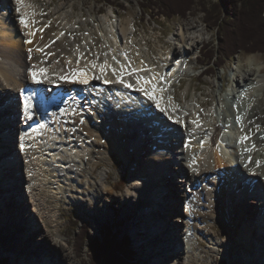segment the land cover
Listing matches in <instances>:
<instances>
[{
	"label": "bare ground",
	"instance_id": "obj_1",
	"mask_svg": "<svg viewBox=\"0 0 264 264\" xmlns=\"http://www.w3.org/2000/svg\"><path fill=\"white\" fill-rule=\"evenodd\" d=\"M42 1L38 4V0H23L18 5L16 0H0V120L5 121L0 126V151H5L0 154V240L10 247H1L0 251H11V262L15 260L11 264H74L73 253L61 230L60 219L65 217L62 207L76 206L82 212L102 219L100 210L105 209L111 216L108 206L117 200V208L124 209L122 218L125 220L126 214L125 221L134 218L132 230L127 231L137 239L138 233L141 235V256L136 257L139 264H144L140 259L144 261L156 255L165 257L161 252L172 256L163 260V264H203L212 261L215 255L227 257L232 248L240 251L239 262L264 264V258H256V248L252 245L256 244L259 248L256 250L264 253V218L257 216L259 227L255 228V223L251 225L255 229L250 228L247 221L249 214L254 215L253 208L263 203L264 195L251 194L255 198L247 212L243 203L239 208L234 207L241 202L239 196L249 192V187L244 184L246 178L251 177L258 188H264V139H261L264 137V56L250 54L244 59L238 58L233 79L231 83L227 81L226 89L222 77L218 91H214V82L209 87L211 91L206 97L211 103L208 106L198 95L188 97L191 81L184 87L168 62L170 55L184 52L186 56L195 51L200 43L196 41L201 31L199 27L179 24L169 40L171 44H167L159 37H148L145 31L141 33L137 29L138 19L134 17L122 23V17L116 15L115 25L105 15L94 22V28H89L87 23L74 17L73 1L68 0L65 6L60 4L52 10L49 6L53 2ZM60 1L65 3V0ZM18 7L20 12H17ZM22 15L34 20L35 28H44L42 33L37 31L31 37V44L25 43L29 37L26 35L28 29L19 23ZM46 24L48 27H44ZM61 32L65 35L56 40ZM53 40L55 44L45 49V52L54 53L53 56L45 59L41 53L33 51L32 59L28 58L29 48L42 47ZM121 52H127L138 69L144 61L143 67L151 70L140 73L146 78L153 73L165 76L167 83L159 80L154 83L158 88L167 89L163 93L157 91V95L163 97L164 105L169 109L173 103L180 106L173 113V119L156 109L142 93L114 82L33 84L28 78V69L34 64L48 67L50 71L67 72L90 60H96L98 64L107 60L119 68L111 57L117 56L120 64L127 63ZM80 53L84 58L77 65L74 61ZM69 60L73 61L71 65L67 64ZM198 62V59L191 60L189 69ZM169 72L171 76L166 75ZM95 74H100L98 68ZM104 79L115 81L110 69ZM125 79L135 83L134 77L126 76ZM55 88L83 93V100L78 103L73 96L64 104L66 111L63 114L60 111L46 113V123L36 133L27 129L32 123L37 126L34 115L33 119L20 118L11 107L8 112L1 113L2 107L12 98L22 107L23 90L24 95H32L33 113L40 116L43 108L36 107L34 101ZM198 90L194 88L195 93ZM219 91L224 95L218 96ZM169 97H172L171 101ZM150 112L155 118L149 119ZM185 112L188 115H184ZM7 113L13 118L12 124L6 125ZM238 113L243 115L245 132L251 138L244 146L255 145V150L243 154L244 146L236 142L242 134L235 123ZM196 114L201 123L198 129L189 123L196 119ZM176 117L184 124L176 123ZM155 119L160 123L168 122L178 132V138L175 141L169 139L167 147ZM138 123L145 125L147 130L141 129ZM140 129L153 130L158 136L154 145H148L146 132L142 136ZM132 131L136 134L134 137ZM23 133L28 136L22 141ZM3 135L9 137H5V144ZM201 141L203 147H200ZM139 142H143L140 152ZM21 143L25 145L23 151L20 150ZM131 148L133 152H130ZM193 157L195 163L189 167ZM256 161L261 162L259 166ZM117 166L128 180L125 189L119 193L114 190L116 185L109 181L110 171ZM171 167L177 170V185L172 183ZM193 168L197 170L193 171ZM165 175L170 176L163 182ZM16 179L23 184L9 185L10 180ZM17 194L24 201L19 207ZM231 199L233 203H230ZM178 203H181L180 208ZM22 207L29 213L28 221H25L29 225L21 217V224L26 228L19 231L20 224L16 221L19 215L14 220L13 213H19ZM140 210H150V215L139 220L136 215ZM167 213L176 236H168V232H174L170 229L172 225L164 226L160 220ZM180 224L185 226L184 230ZM134 229L137 233H133ZM234 232L238 234L234 235ZM20 234L23 235L18 237ZM219 234L225 237L224 240ZM3 257H7L6 254Z\"/></svg>",
	"mask_w": 264,
	"mask_h": 264
},
{
	"label": "rangeland",
	"instance_id": "obj_2",
	"mask_svg": "<svg viewBox=\"0 0 264 264\" xmlns=\"http://www.w3.org/2000/svg\"><path fill=\"white\" fill-rule=\"evenodd\" d=\"M53 2L51 3V5L49 6L50 9L52 10L53 8H55V6L62 4L63 6H65L68 3V0H65V3L63 1L60 0H45V2ZM73 1V4L75 5V12H74V17L77 16L76 20H81L82 23H87L89 28H94L95 24L94 22H96L99 18H101L102 16L108 15L111 18V21L116 25V15H120L122 17V23H125L126 20H130L131 18H136L137 20V25H138V30H140V32L142 33L143 31L146 32V34L148 35V37H159L163 42H166L167 44H171L169 43V40L171 38H173V34H175L177 32L178 29V25H189V26H197L199 27V29H201L199 36L197 37L196 41H199L200 43L198 44V46H196L195 51H192V53L190 54V56H192V61L194 60H199V62L195 65V67L193 69H190L188 71L187 76H194V78L187 77V78H183L185 81H180V83H182V85L185 87L190 81H191V87L189 90V98H191L193 95H198L199 98H202L201 100H203L204 102L207 103V105H210V98L207 99L206 95L208 92L211 91V87L213 86V82L215 83V87H214V91H218L219 89V81L220 78L222 77L226 82H225V86L227 81L230 82L231 77L234 73L235 70V63L237 61L238 58L244 59L245 56L250 55V54H246V53H239L238 55H236L234 57V59L232 60H228L225 62V64L223 65H219L218 64V60L217 61H212V59L210 60V58L208 56H206V52L208 49H211L213 51V54H215V56L217 55V51L219 48V44L217 41V34L216 31L209 28V26L206 25L205 23V19H204V14L202 12H200L199 8L197 6L193 7L192 10L190 11V14L188 15V17L186 18H179V17H175L173 19H167L164 18L162 16H155L157 13V10L155 11H150V10H146V9H142L141 4L143 3V0H109V4L102 2V0H71ZM216 0H211L210 2H215ZM41 2H43L42 0H38V4H41ZM60 2V3H58ZM69 5V4H68ZM146 11V12H144ZM154 34V35H153ZM147 37V39H148ZM150 41V39H148ZM203 43V44H202ZM150 45H152V43H150ZM179 48V47H178ZM198 51H200V55L198 56ZM254 54H259V53H254ZM263 55L264 54H260ZM196 56V57H195ZM201 60V61H200ZM214 60V59H213ZM211 71V72H210ZM203 72L204 76H199V74H201ZM198 77V78H197ZM231 83V82H230ZM210 85V86H209ZM231 85V84H230ZM229 85V86H230ZM210 87V88H209ZM194 88L199 89L198 92H194ZM192 89V90H191ZM226 89V88H225ZM224 89V90H225ZM229 89V87H228ZM194 92V93H193ZM200 93V94H199ZM206 93V94H205ZM217 95H224L223 93L217 92ZM217 106V105H216ZM182 107V105H181ZM6 112V110H5ZM2 113V111H1ZM4 136V135H3ZM4 142V144L7 142V140L3 139L2 140ZM10 143V142H8ZM5 151L2 150L0 151V154L4 153ZM1 156V155H0ZM116 157H114L115 159ZM115 161H119L117 158L115 159ZM116 171V172H115ZM120 166L115 167L114 171H110L109 173V181L113 184L116 185L114 190L116 193H119L121 191H123L126 187V185L128 184V180L127 177L120 173ZM177 177L178 175H174L172 177V183L174 182L175 185H177ZM9 185H15V184H23V181L20 180H10ZM263 188V187H262ZM264 189V188H263ZM8 190V188H7ZM16 191V190H15ZM18 193V192H16ZM9 194H7L6 198L8 199ZM174 195H172L171 197H173ZM18 199V204L17 206L19 207V205L21 206V203L24 202L22 200V198L17 194ZM6 199V200H7ZM22 200V201H21ZM119 201L115 200L112 203H110V205L108 206V209L112 212L111 216H109L106 212L105 209L102 208V210H100L101 213V217L102 219H99L98 217H92L91 214L85 212H82L78 207H74V206H66L64 205V208L62 207L63 210V215L65 217H62L60 219V223H61V230L65 236V240H67L68 243V249L69 251H71L73 253V262L74 264H80V262L77 260V258L75 257V254L72 250V237H71V230L73 229V225L72 223L74 221L78 222V225L75 227V229H79L81 223L83 222L84 224L88 225V238H87V243H89L91 240H93L94 238H98L101 237L102 233H103V229L105 226H110L112 228V234L111 237L113 235H115V237H118V239H122L123 237H126L130 243V245H132L131 250L134 252L133 256L135 257H139L141 256L140 253V247H139V239L136 238L135 235L132 234V232H128L127 229H131V223L133 221L134 218H132L129 221H125L126 223H124V218H122L124 216V209H122L123 211H121L119 208H117ZM230 203H233V199L230 200ZM181 203L177 205L178 208H180ZM175 207V206H174ZM250 207H252V204L249 205V209ZM23 208V207H22ZM22 208L19 211V213L14 212L13 210V214H14V220L15 217L17 216V214L19 215L18 217H16V221L18 222L19 225V231H22L24 228H26V226H23V224H21V217H22V221H24V223L28 224V211ZM19 209V208H18ZM137 211V208H135ZM82 213L84 215H82ZM133 215L135 214V212H132ZM144 213V214H143ZM139 215H136L137 218H142L145 219V214L146 211L140 210V212L138 213ZM142 215V217L140 216ZM169 213L164 214V218H160V220L162 221V224L164 226H170V224L172 226H170L171 230L174 232H168V236H174L176 233V229L173 227L172 222H170L169 220ZM155 218V217H154ZM139 219V220H140ZM248 226L253 229H255L252 225V223H254V219L253 216H251V218H248ZM138 220V221H139ZM128 223V224H127ZM127 224V225H126ZM27 225V226H28ZM120 225H123V227L121 228ZM180 228H183V230L185 229V226L180 224ZM252 229V231H253ZM217 231H219L217 229ZM12 233V231H11ZM75 233H77V231H75ZM136 233L135 229L134 232ZM238 232H234V235H237ZM23 234H20L21 237ZM176 236V235H175ZM221 240H224V236L219 234ZM224 237V238H223ZM3 240H0V248L1 247H6V248H10L8 244L5 243H1ZM4 241H7L6 239ZM173 245H176L175 243H173ZM204 246H207L206 244H202ZM253 247L257 248V245L252 244ZM263 245V246H262ZM262 245H259L260 247H264V243ZM20 248V247H19ZM18 248V251H19ZM242 251V250H241ZM232 252V253H231ZM240 253V251H236L233 248L230 249V252L228 253L227 257L225 256H218L215 255L213 256L212 261L210 262H205L203 264H244L242 262L238 261L237 255ZM260 253V254H259ZM7 257H3V256ZM171 254V253H170ZM254 254L256 255V258H261L263 259L264 257V253L263 252H259L258 250H254ZM170 256H166V257H162L163 260H169ZM82 260L86 261V251L84 250L82 252V256H81ZM48 259H50L48 257ZM232 259V260H231ZM260 259V260H261ZM12 255H11V251H0V264H11L12 262ZM137 260V259H136ZM264 260V259H263ZM138 261V260H137ZM140 261L143 262L142 259H140ZM146 263V262H144ZM139 264V263H138ZM253 264V263H252Z\"/></svg>",
	"mask_w": 264,
	"mask_h": 264
},
{
	"label": "trees",
	"instance_id": "obj_3",
	"mask_svg": "<svg viewBox=\"0 0 264 264\" xmlns=\"http://www.w3.org/2000/svg\"><path fill=\"white\" fill-rule=\"evenodd\" d=\"M143 0L142 9L155 11L167 19L186 18L197 6L204 14L205 23L216 31L219 48L217 55L208 49L206 56L221 66L239 53L264 54V0ZM109 4V0H102ZM146 12V11H144ZM214 59V60H213ZM201 61V60H200ZM211 72V71H210ZM72 250L80 264H133V251L126 237L118 239L112 228L105 226L101 237L87 243L88 225L79 229L72 223ZM77 231V233H75ZM86 251L87 260H82Z\"/></svg>",
	"mask_w": 264,
	"mask_h": 264
},
{
	"label": "snow or ice",
	"instance_id": "obj_4",
	"mask_svg": "<svg viewBox=\"0 0 264 264\" xmlns=\"http://www.w3.org/2000/svg\"><path fill=\"white\" fill-rule=\"evenodd\" d=\"M16 3L18 5L23 3V0H16ZM20 8H17V12H20ZM20 25L28 29L26 32V35L29 37L28 40L25 41L27 44L32 43L31 37L35 36L36 32H43L44 28H35V21L29 20L26 15H22L19 18ZM51 22L49 21V24ZM44 27H48V24L44 25ZM65 33L61 32L59 36L56 37V40H59L61 36H64ZM70 36L72 34H69ZM84 35H88V33H84ZM42 38V37H41ZM55 40L50 41L48 44H44L42 47L37 46L35 49L29 48L28 49V58L32 59V53L33 51H36L38 53H41L45 59L47 57L53 56L54 53L51 51L45 52V49H48L51 47L52 44H55ZM106 55V54H105ZM120 55H122L125 59V61H128L127 63L120 64L119 60L117 59V56L113 55L111 59L119 64V68L113 67L111 64L108 63L107 60H105L103 63H97L96 60H90L88 61L84 66H79L76 68H71L69 71L64 72H55L50 71L48 67L40 66L39 64H34L31 68L28 69V78L31 80L33 84H42V83H49V84H55L57 81H60L62 83L66 84H79V85H88L91 80H101L103 83L108 84L111 82L121 84L125 89H135L136 91L142 93L144 97L152 102V104L155 106L156 109H158L161 113H165L168 116V119H173V113L179 110V105L173 103L171 108L169 109L168 106L164 105L162 103L163 97L157 95V91L163 93L167 89L163 87H159L157 83H154V81L159 80L162 82L167 83L165 76H160L157 73H153L150 77L146 78L144 75H141L142 72H150V69L144 68V61H141V68H136L134 66V62L130 60L127 52H121ZM84 58V54L80 53L77 55L75 59V63L77 65H80L81 60ZM73 61L69 60L67 61V64L71 65ZM179 63V61H177ZM99 69L100 74H95V69ZM111 70L112 75L115 76V81H110L107 79H104V74L107 70ZM171 72L167 73V76H171ZM134 77L135 83H129L125 77ZM52 77H55L53 79ZM21 96H22V110L23 114L27 119H33V104H32V95H24L23 90H21ZM169 101L172 100V97L168 98ZM198 107V106H197ZM235 107V105H233ZM66 110L61 108L60 112L63 114ZM202 111V110H201ZM184 115H188L187 112L184 113ZM243 115L237 114L235 116V123L240 126L241 135L237 139V143L244 146L245 142L250 141V136L245 132L244 124H243ZM175 122L179 124H184V121L180 119L179 117L175 118ZM83 123V121H81ZM192 125L195 126V128H200L201 123L199 120V115L196 114V119H192L189 121ZM186 126V125H185ZM43 124H37L36 128L31 129L33 133L37 132V129L43 128ZM28 136V133H23L20 137V139L23 141L25 137ZM261 139H264V137H261ZM188 145H186L187 147ZM200 147H203V141L200 142ZM25 149V145L23 143L20 144V150L23 151ZM255 150V145H252L251 147L244 146L243 147V153H248ZM248 160L251 161V156L248 157ZM195 163V157H193V160L189 163V167H193V164ZM260 161H256L257 166L260 165ZM247 166V164L245 165ZM197 169L193 168V171H196Z\"/></svg>",
	"mask_w": 264,
	"mask_h": 264
}]
</instances>
